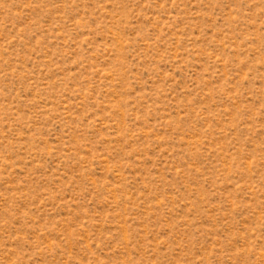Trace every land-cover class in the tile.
Segmentation results:
<instances>
[{
	"label": "rangeland",
	"instance_id": "374dc122",
	"mask_svg": "<svg viewBox=\"0 0 264 264\" xmlns=\"http://www.w3.org/2000/svg\"><path fill=\"white\" fill-rule=\"evenodd\" d=\"M0 264H264V0H0Z\"/></svg>",
	"mask_w": 264,
	"mask_h": 264
}]
</instances>
